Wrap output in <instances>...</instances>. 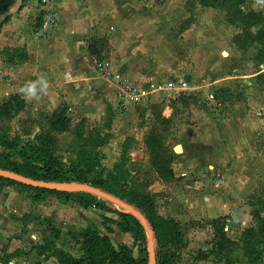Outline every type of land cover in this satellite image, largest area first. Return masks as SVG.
<instances>
[{"label":"rangeland","instance_id":"374dc122","mask_svg":"<svg viewBox=\"0 0 264 264\" xmlns=\"http://www.w3.org/2000/svg\"><path fill=\"white\" fill-rule=\"evenodd\" d=\"M28 1L16 8H25ZM39 3L33 52L41 54L42 43H52L61 13L71 29L83 24L88 34L69 38L75 45L71 52L64 50L67 40L59 37L47 49L56 51L57 59L73 51L79 58L83 40L87 50L96 49V54L88 52L84 58H91L101 77L94 85H84L78 103L56 110L65 108L71 121L69 133L56 135L58 145L53 150L69 177L74 180L79 170L93 182L112 176L136 194L151 196L157 214L178 222L184 234L183 247L169 264H251L239 247L230 255V263L198 257L214 249V220L226 217V234L238 246L244 232L258 226L253 211L258 210L264 220V61L258 59L256 46H240L236 39L245 31L235 20L237 8L264 18V0H235L231 10L206 8L201 0ZM5 54L9 62L28 59L26 49ZM40 54L33 60V83L38 82ZM183 82L187 89L181 96L168 87L174 83L179 90ZM39 89L43 98L50 86L41 82L37 89L25 88V94L31 95L25 111L13 119H0V153L10 154L12 163L24 164V155L35 157L41 135L49 130L48 117L55 111L45 110V103L35 95ZM134 90L141 91L142 98L132 100L124 93ZM150 136L172 158L174 178H162L152 166L156 153L148 147ZM6 138L13 150L1 147ZM256 192L263 200L252 206ZM15 198L28 199L36 207L34 234L50 231L40 252L60 257L56 219L73 203L0 180V205ZM107 207L110 212L91 207L87 214L97 223L98 233L107 235V228L112 229L109 236L116 248L125 246L135 258L150 262V237L143 243L132 234H122L120 210L113 204ZM3 212L0 209V219ZM103 215L113 221L105 223ZM79 218L80 223L71 224L78 232L70 234L73 243L78 235L83 237L82 229L89 222L86 216ZM257 249L256 264L264 263V250Z\"/></svg>","mask_w":264,"mask_h":264},{"label":"trees","instance_id":"16d2710c","mask_svg":"<svg viewBox=\"0 0 264 264\" xmlns=\"http://www.w3.org/2000/svg\"><path fill=\"white\" fill-rule=\"evenodd\" d=\"M235 0H201L202 6L206 8L227 7L229 10L235 7ZM18 0H0V17L8 11H11L17 4ZM25 2V0H23ZM23 7H21L22 9ZM235 20L244 26V35L239 36L236 40L241 43L242 48H249L250 45L256 46L257 57L264 61V18L255 13H245L239 8L235 11ZM41 21H38L37 28L40 27ZM94 47H89L88 52L91 55L96 54ZM27 105L25 101L15 96L0 106V119H13L20 115ZM50 125L49 130L43 133L39 139L41 147L36 149L35 157L23 156L24 164L12 163L11 155L0 153V169L10 171L26 178L36 181L48 183L70 184L76 183L86 185L100 190L101 192L112 196L113 198L133 207L136 211L144 216L149 228L154 234L156 242V261L157 264H169L174 256L182 249L184 244V234L181 225L173 219L163 218L157 214L156 205L151 196L136 194L133 189L124 183L118 182L112 176L101 181H90L87 174L83 171H78L75 179L69 177L68 172L61 161L53 154L58 145L56 135L69 133L71 131V121L67 117V110L59 109L48 117ZM150 138L148 147L156 153V158L152 161V166L157 169L159 175L165 179L174 178L175 174L171 168L172 158L167 152H163L164 146L154 137ZM1 147L12 149L13 147L8 139L2 140ZM88 166V165H86ZM82 168V167H81ZM13 186L21 187L24 190H32L36 193L55 196L61 200H77L84 207H93L95 209L110 212L107 204H113L106 199L89 193H58L47 190L35 189L26 187L18 183L5 180ZM74 181V182H73ZM256 192L251 198L252 206L258 198ZM115 205V204H113ZM120 210L122 218L121 232L124 234H132L137 240L145 243L147 241L148 232L142 225V222L134 217L126 210L115 205ZM253 218L258 222L257 228H251L244 232L242 243L238 246L226 234V217H220L212 223L214 229V249L207 253H200L199 260L204 261L213 256L220 259V262L230 263V255L234 249L240 248L244 251L245 257L251 264H256V253L261 248L264 250V220L258 210L253 211ZM106 222H112V219L105 218ZM52 230V229H50ZM108 233L114 231L107 228ZM83 244L85 257L81 260H76L64 253L58 252L60 264H149V259L146 257L135 258L129 249L125 246H120L116 249L108 236H101L95 227H90L83 234ZM261 264H264L263 262Z\"/></svg>","mask_w":264,"mask_h":264},{"label":"crops","instance_id":"0c3cea01","mask_svg":"<svg viewBox=\"0 0 264 264\" xmlns=\"http://www.w3.org/2000/svg\"><path fill=\"white\" fill-rule=\"evenodd\" d=\"M17 8L15 6L13 9ZM41 8L39 0H30L25 8L21 9V7H19V10L16 12L18 14L15 13L16 15L13 14L9 17L0 28V106L15 96L20 97L28 106L29 102L27 99H30L31 95L29 97L25 94V88L31 89V87H35V89H37L42 82L43 84L48 83L50 86L49 94L47 95L44 93L42 98L39 89L35 95L39 100L45 103L43 105L45 110L51 111L53 109L52 112H54L65 105L70 106L78 103V100L83 97L82 91L84 85H94L95 80L100 77L97 73L98 71L95 70L96 67L93 65L91 58H84V56H88V50L85 48L86 44L83 40L79 44V46H81L79 47L81 54L79 58L76 57L77 55H74L73 51L72 55L67 53L68 55H66V57L57 59L56 51H51L50 48L47 49L50 45L55 46L54 43L57 37H59L63 40H67L64 50L66 52H71L75 49V45L72 39L69 38L78 35L80 32L83 34L88 32V29L85 31L84 26H82L83 24L81 25L79 23L76 28L77 31L71 29V23H66V21L62 19L61 13L59 23L56 25L52 37H50L52 43L49 45L42 43L43 51L41 54L36 51L33 52L34 27ZM20 49H26L28 59L25 61L9 62L5 53ZM39 54L42 55V62L37 66L38 82L33 83V78H36L33 60L36 55ZM98 75L99 77H97ZM56 85L60 87V90L56 89ZM81 109L80 107V110ZM51 197L66 202V204L73 203V207L70 211L66 210V212L60 215L62 218L56 217V226L58 228H56V230L59 234L58 239L55 241L56 249L58 252L64 253L76 260H81L85 257L83 237L78 235L77 242L73 243L71 241L73 239H71L70 234L78 233L71 224L73 220L80 223L79 216L81 214L86 216V219L89 221L88 224L86 223L87 225L84 224L85 229L82 230L86 232L90 227H95L98 230L97 223H94L87 216V214L91 212V207L86 208L77 200L66 201L58 199L55 196ZM43 200L44 199H42L41 202ZM9 205H11L12 208H10ZM0 209L4 211L0 219V264H5L2 259H8V264H60L59 258H57L56 255H47L40 252V247L48 238L47 232L49 229L42 235L41 233L38 235L37 233L34 234V221H37L34 216V211L36 209L34 204L29 203L28 199L15 198L12 199V203L11 201L6 203L3 202V204L0 205ZM71 211L73 212L72 214ZM101 212L104 214V211ZM103 216H105L104 218H109L106 215ZM29 217L32 219L30 220ZM53 220L56 221L55 219ZM58 220L64 221L58 223ZM43 228L44 227H42V229ZM112 234H114V232L111 234L108 233L107 235H100L108 236L114 246L111 239L112 237L109 236ZM63 237H65L66 241H63Z\"/></svg>","mask_w":264,"mask_h":264},{"label":"water","instance_id":"95a60500","mask_svg":"<svg viewBox=\"0 0 264 264\" xmlns=\"http://www.w3.org/2000/svg\"><path fill=\"white\" fill-rule=\"evenodd\" d=\"M23 0H19V6L22 4ZM19 10V7L17 9H13L11 11L6 12L0 17V28L2 24L13 14H15ZM0 178H3L8 181H12L15 183H18L20 185L31 187L35 189H41V190H47L51 192H58V193H89L95 196H98L100 198L106 199L107 201L118 205L120 208L126 210L130 214H132L134 217L139 219L142 222V225L145 227L146 231L148 232V236L150 237L149 241V254H150V262L149 264H157L156 261V251H155V245H154V234L152 230L149 228L148 223L144 216L140 214L138 211H136L133 207L113 198L110 195H107L100 190L86 186V185H80V184H60V183H48L43 181H36L30 178H26L22 175L1 170L0 169Z\"/></svg>","mask_w":264,"mask_h":264},{"label":"built area","instance_id":"2783aa9c","mask_svg":"<svg viewBox=\"0 0 264 264\" xmlns=\"http://www.w3.org/2000/svg\"><path fill=\"white\" fill-rule=\"evenodd\" d=\"M176 85L173 83V84H170L168 85L169 88L175 90L177 93L176 94H179V96H181V94H184V91H186L187 89V84L186 83H181V88H179V90H177V88L175 87ZM128 90H130V87H128ZM125 95L128 96L129 94V97L132 99V100H139L140 98H142L143 96V93L141 91H137V90H134V91H128V93H126L124 91ZM12 264H29V263H12Z\"/></svg>","mask_w":264,"mask_h":264}]
</instances>
